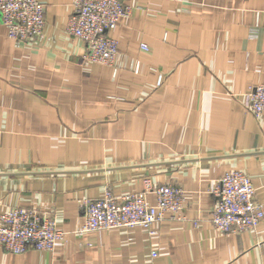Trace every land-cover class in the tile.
I'll list each match as a JSON object with an SVG mask.
<instances>
[{
  "label": "crops",
  "instance_id": "0c3cea01",
  "mask_svg": "<svg viewBox=\"0 0 264 264\" xmlns=\"http://www.w3.org/2000/svg\"><path fill=\"white\" fill-rule=\"evenodd\" d=\"M38 1L37 43L0 22V211L48 213L64 237L53 252L0 247V264H264V216L237 235L210 221L229 170L264 209V115L242 106L264 83V0H121L132 11L107 31L111 66L83 61L65 32L75 0ZM146 183L180 186L181 218L78 233L84 199Z\"/></svg>",
  "mask_w": 264,
  "mask_h": 264
},
{
  "label": "built area",
  "instance_id": "2783aa9c",
  "mask_svg": "<svg viewBox=\"0 0 264 264\" xmlns=\"http://www.w3.org/2000/svg\"><path fill=\"white\" fill-rule=\"evenodd\" d=\"M132 6L121 0H75L65 32L84 44L83 61L111 66L118 43L107 35ZM45 6L38 0H0V22L6 35L17 43H37L43 37ZM147 50L145 44H140ZM162 77L157 78V86ZM243 108L255 118L264 115V83L251 85L244 93ZM216 197L211 225L222 234H241L254 229L264 216L256 188L241 170L225 172L213 190ZM154 196V203L147 200ZM183 190L176 184L146 183L142 191L115 195L109 188L97 199H84V221L78 233L140 227L151 234L153 224L166 216L181 218ZM64 233L48 213L12 207L0 211V247L12 254L28 250L53 252ZM155 256V252H152Z\"/></svg>",
  "mask_w": 264,
  "mask_h": 264
},
{
  "label": "rangeland",
  "instance_id": "374dc122",
  "mask_svg": "<svg viewBox=\"0 0 264 264\" xmlns=\"http://www.w3.org/2000/svg\"><path fill=\"white\" fill-rule=\"evenodd\" d=\"M178 186V185H177ZM178 187H180V186H178ZM181 188V187H180Z\"/></svg>",
  "mask_w": 264,
  "mask_h": 264
}]
</instances>
